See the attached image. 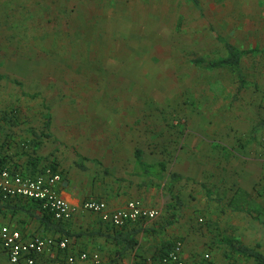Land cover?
<instances>
[{
	"label": "rangeland",
	"instance_id": "1",
	"mask_svg": "<svg viewBox=\"0 0 264 264\" xmlns=\"http://www.w3.org/2000/svg\"><path fill=\"white\" fill-rule=\"evenodd\" d=\"M198 3L0 0V121L13 114L16 126L45 128L49 119L46 162L58 170L61 161L62 176L80 160L119 181L136 149L166 162L183 178L166 219L190 225L199 257L215 260L208 244L242 242L234 224L264 246L262 194L252 193L248 214L220 211L238 185L234 168L264 161V0ZM220 39L250 51L239 94L230 69L192 61L223 58Z\"/></svg>",
	"mask_w": 264,
	"mask_h": 264
},
{
	"label": "crops",
	"instance_id": "2",
	"mask_svg": "<svg viewBox=\"0 0 264 264\" xmlns=\"http://www.w3.org/2000/svg\"><path fill=\"white\" fill-rule=\"evenodd\" d=\"M12 115L7 114L0 121V169L9 168L24 176L35 177L45 169L51 168L47 166L46 162L47 159H50L47 156V147H45V142L48 140V129L42 126L34 127L28 125V123L16 126L13 121L15 117ZM25 120L27 121V119H21L20 121ZM74 161L73 166L69 168L73 172L65 173V176L61 174L62 179L57 186L60 196L77 209L70 221L43 220L42 210L39 208L40 204L34 201L23 198L0 199V225H6L12 230L19 231L26 240L36 237H50L58 241L63 239L68 241L65 252L58 251L51 255L36 256L34 264H56L57 262L67 264L65 262L66 255L76 256L80 253L96 254L99 261L98 263L90 260L77 261L74 264H133L137 260L161 257L176 242H181V255L185 260L192 261L201 258L199 254L202 253V244L191 245L192 229L187 230L186 228H190V225L186 226L179 220L178 222L174 220L172 223L166 219L170 209H173L168 203L174 204L171 200V193L165 190L164 183L160 184L149 178L134 175L133 160L130 161L132 163L127 170L128 175L116 174L119 181L113 180L111 172L109 177H104V172L95 170L91 163L80 160ZM76 162L83 164L86 170H80L76 166ZM60 163L59 167L62 170L65 166L61 161ZM263 163L264 161L259 166L247 164L248 166L251 165L248 169L245 168L247 165L240 163L238 167L234 168L236 175L233 176V182L238 185L235 186V190L231 193L229 199L237 190L245 191L249 194V198H252V193L264 196ZM52 167L56 170V167ZM59 167L56 171L51 169L59 173ZM224 177L223 174L222 179H220L221 182H229L228 178L225 179ZM255 183L260 185H254ZM88 200L105 202L110 209L122 208L128 201L139 200L147 208H156L162 211V220H140L130 222V224L127 223L126 232L132 229L138 230L135 237L137 245L132 251L119 256V248L111 238L113 235L112 228L102 222L99 215L81 209V204ZM225 206L220 209L223 213ZM173 210L177 211L178 206H175ZM232 227L234 230L243 231L241 233L243 238L242 240L239 239L242 242L237 244L235 241L231 243L217 240L216 245L212 243L210 247L208 244L206 248L209 250L213 251L215 248L216 252L214 254L216 257L215 260L209 259L204 261L203 264H258L254 258H247L235 251L234 248L244 246L264 256V246L262 248L256 246L260 243V240H255L251 231L247 233V228L243 224H234ZM176 228H180L179 231H176ZM220 230L223 229L220 228ZM229 243H231V246ZM225 251L228 253H225ZM205 253L208 252H203V254ZM0 264H10L1 249V245ZM20 264L26 263L21 262Z\"/></svg>",
	"mask_w": 264,
	"mask_h": 264
},
{
	"label": "built area",
	"instance_id": "3",
	"mask_svg": "<svg viewBox=\"0 0 264 264\" xmlns=\"http://www.w3.org/2000/svg\"><path fill=\"white\" fill-rule=\"evenodd\" d=\"M61 179V174L54 172L51 168L45 169L35 177L24 176L9 168H1L0 199L23 198L38 202L42 210L55 221L68 222L77 209L60 196L57 186ZM81 209L99 215L102 222L116 229L122 228L130 222L153 221L161 215L159 209L147 208L139 200L128 201L124 207L118 209H110L102 201L88 200L81 204ZM0 245L10 264H20L21 262L34 264L36 256L51 255L58 251L65 252L68 241L65 239L58 241L50 237L26 240L19 231L1 224ZM181 248V242H176L165 255L157 259L137 260L133 264H203L204 261L210 259L208 253H205L200 259L187 261L181 255ZM88 260L98 263L99 258L96 254L87 253H80L76 256L66 255L65 257L67 264Z\"/></svg>",
	"mask_w": 264,
	"mask_h": 264
},
{
	"label": "trees",
	"instance_id": "4",
	"mask_svg": "<svg viewBox=\"0 0 264 264\" xmlns=\"http://www.w3.org/2000/svg\"><path fill=\"white\" fill-rule=\"evenodd\" d=\"M189 1L194 6H198L199 4L198 0H189ZM220 41L226 53L223 58L207 61L205 59L197 57V58H193L192 61L197 66H204L209 70H218L223 68L230 69L237 77V81H238L237 94H239L245 87V78L243 76V72L241 69L242 59L244 55L250 53V51L240 50L237 47L223 41L222 39H220ZM49 126H50V121L48 119L46 121L45 128L49 129ZM258 126L263 128L264 120H262ZM133 155H134V160H133L134 175L144 178H149L154 182H159L160 184L164 183L165 190L168 193H171V195L175 192L178 182L182 181L183 179L182 176H180V174L175 172L168 173V166L167 163L164 161H156V162L145 161L143 159L142 151L139 149H136ZM76 166L82 171L86 170V167L83 166V164L81 163L76 162ZM51 168L54 171H56L53 167ZM179 203L181 204L182 201ZM247 203H249V194L243 190H237V192L232 196V198L228 200L226 207L227 209L233 212H242V213L245 212L246 214H248L249 211L244 208V206ZM39 208L42 210L40 205ZM42 214H43L42 217L44 218L43 220L45 221L54 220L50 215H48L43 210H42ZM126 225H124L122 228L119 229L110 226L113 230V235L111 238L114 244L119 248L118 250L119 256L132 251L137 245V241L135 237L138 233V230L132 229L126 232L125 231V229L127 228ZM234 250L241 253L247 258H254L258 264L264 263V256L254 251L253 249L244 246H238L235 247Z\"/></svg>",
	"mask_w": 264,
	"mask_h": 264
}]
</instances>
